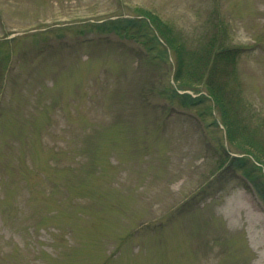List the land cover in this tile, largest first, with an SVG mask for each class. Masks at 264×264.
<instances>
[{"label": "rangeland", "instance_id": "rangeland-1", "mask_svg": "<svg viewBox=\"0 0 264 264\" xmlns=\"http://www.w3.org/2000/svg\"><path fill=\"white\" fill-rule=\"evenodd\" d=\"M151 17L236 53L264 141V0H0V264H264V167L212 175L243 150Z\"/></svg>", "mask_w": 264, "mask_h": 264}, {"label": "trees", "instance_id": "trees-1", "mask_svg": "<svg viewBox=\"0 0 264 264\" xmlns=\"http://www.w3.org/2000/svg\"><path fill=\"white\" fill-rule=\"evenodd\" d=\"M150 19L154 20L152 17ZM155 21L158 23V20L155 19L153 22ZM159 28L160 35L176 57L174 63V73L175 70L177 71L176 77L179 79L182 78L183 82L181 84L184 85L191 82L203 83L205 85L208 92L207 95H210L209 97L218 108L220 117L225 124L226 138L236 143L235 146L243 150L244 156L240 157L241 159L230 156L231 159H234L232 162L238 168L243 169L247 167L249 157L246 154H248L255 161L262 164L264 161V141L259 140L253 132L247 130L246 125L244 126L240 123L235 109L236 101L231 95L235 90L230 87L229 81L234 72L236 53L230 51L231 49L229 48H224L225 46H222L220 43L212 54L210 51L214 41L213 38H211L210 43L207 42L202 52L196 54L188 51L187 53L183 44L177 41L167 26L162 25ZM183 54L185 57H183ZM227 157V155L224 157L225 161ZM230 160L228 166L232 164ZM223 164L225 162L220 164L219 167ZM252 166L254 168L258 167L253 163ZM258 168L261 170L260 166ZM244 173L250 178L264 198V174L261 172L260 177H252L248 172L244 171Z\"/></svg>", "mask_w": 264, "mask_h": 264}]
</instances>
